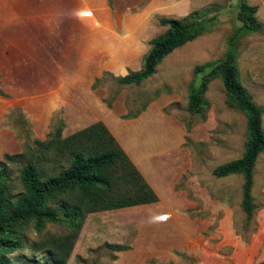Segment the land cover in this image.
<instances>
[{
	"label": "rangeland",
	"instance_id": "rangeland-1",
	"mask_svg": "<svg viewBox=\"0 0 264 264\" xmlns=\"http://www.w3.org/2000/svg\"><path fill=\"white\" fill-rule=\"evenodd\" d=\"M94 1L98 7L114 4L113 0ZM241 3L256 6L254 16L260 23L259 29H240L237 13ZM128 6L130 21L148 25L141 67L150 48L149 41L167 29L160 23L161 18H182L197 11L198 18L213 19L208 29L173 49L156 65L154 73L140 83L123 84L118 81L121 76L104 72L92 84L93 90L99 88L104 95L106 109L116 99L122 101L123 120L137 117L148 103H154L161 115L178 123L186 167L175 188L186 193L188 203L171 208L155 202L85 212L65 264L264 262V153L258 155L254 165L251 194L255 209L250 221L241 208L242 174L217 177L212 173L215 167L242 155L247 139L246 116L227 103L220 77L208 83L200 113L189 112L187 107L188 86L195 66L210 65L231 50L236 56L240 82L253 102L262 108L264 130V0H138ZM71 96L0 94V139L7 144L5 153L23 155L8 163V182L13 191L19 190V171L27 159L40 163L45 149L36 140L50 141L59 130L61 138L71 135L66 132V106ZM154 113L149 109L146 119L155 121ZM110 122L128 140L139 126H123L112 117ZM186 126L191 128L190 132H186ZM86 144L92 152L93 142ZM51 153L55 162L41 164L44 173H57L68 165L59 151L51 149ZM119 169L118 164L111 169L116 193L123 192L125 186L119 178ZM76 197H57L49 205L57 207L62 200L75 201ZM173 213L178 216L181 229L172 235L166 226ZM62 214L59 210V215ZM73 230L65 221L46 222L38 231L27 223L19 231L21 246L2 252L0 257L16 264H37L51 256L56 241L60 242ZM182 235L185 238L180 239ZM112 244L127 248L115 251Z\"/></svg>",
	"mask_w": 264,
	"mask_h": 264
},
{
	"label": "crops",
	"instance_id": "crops-1",
	"mask_svg": "<svg viewBox=\"0 0 264 264\" xmlns=\"http://www.w3.org/2000/svg\"><path fill=\"white\" fill-rule=\"evenodd\" d=\"M113 1L98 7L94 0H0V90L72 95L67 134L103 122L158 196L156 203L171 208L188 203L186 193L175 188L186 167L178 123L161 115L154 103L123 120L122 101L116 99L108 110L99 88L92 89L104 72L124 76L141 68L148 25L130 21L128 13V3L138 0ZM151 108L155 121L145 117ZM110 117L123 126L139 125L130 140ZM6 149L0 139L1 157ZM178 223L171 214L167 231H179Z\"/></svg>",
	"mask_w": 264,
	"mask_h": 264
},
{
	"label": "trees",
	"instance_id": "trees-1",
	"mask_svg": "<svg viewBox=\"0 0 264 264\" xmlns=\"http://www.w3.org/2000/svg\"><path fill=\"white\" fill-rule=\"evenodd\" d=\"M256 9V6L240 4L237 16L241 22V30L253 31L260 28V23L254 16ZM197 13L193 11L182 18H161L160 23L167 26V29L149 41L150 48L143 57L141 69L129 71L119 77L118 81L123 84L140 83L154 73L156 65L173 49L208 29L213 19L198 18ZM235 60L236 56L230 50L222 59L210 65L195 66L192 81L188 86L187 107L189 112L200 113L204 108L203 94L208 83L220 77L227 103L245 114L247 139L242 155L220 164L212 173L217 177L242 174L241 208L246 220L250 221L255 209L251 194L254 165L258 155L264 153L262 108L253 102L240 82ZM0 94L3 95L1 90ZM190 130L191 128L186 126V132ZM87 141L93 142L92 152L87 149ZM35 143L43 145L45 151L40 157V163L32 158L27 159L19 171L17 191H13L11 183L8 182V163L22 158L23 155L4 153L3 160H0V256L3 255L2 252L13 251L21 246L19 231L27 223H32L33 228L38 231L46 222L65 221L73 226V232L64 236L60 242L56 241L51 256L37 263L65 264L85 212L125 208L158 201L154 190L101 121L65 138H61L59 130L56 137L50 141L36 140ZM51 149L59 151L68 165L57 173H44L41 164L55 162ZM117 164L120 166L119 178L125 183L121 193L113 190L114 181L111 178V169ZM74 195L77 196L75 201L62 200L57 207L49 205V202L57 197L71 198ZM59 210L63 212L62 215H59ZM110 246L115 251L127 248L121 244ZM0 264L16 263L4 261L0 257Z\"/></svg>",
	"mask_w": 264,
	"mask_h": 264
}]
</instances>
